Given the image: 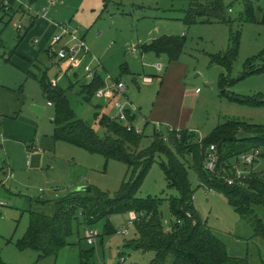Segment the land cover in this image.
<instances>
[{"label":"rangeland","instance_id":"obj_1","mask_svg":"<svg viewBox=\"0 0 264 264\" xmlns=\"http://www.w3.org/2000/svg\"><path fill=\"white\" fill-rule=\"evenodd\" d=\"M24 1L31 8H26L24 13H0V87L6 90L4 99L7 102H21V111H16L17 116L23 117L27 113L37 121L36 132L41 133L40 139L52 134L48 131L53 128V107L48 105L38 79L42 76L48 80L55 78L56 66L44 57L39 50L41 44L37 45L34 39H41L39 28L49 27V21L79 27L78 35L84 39L94 58L111 76L122 75L125 94L133 103V114L138 117L133 123L144 128L139 144L141 148L149 146L152 121L171 126L176 123L180 128L199 131L202 136H207L218 123L228 119L251 126L264 125V104L235 100L237 97H264V24L260 16L264 11V0H223L226 22L190 25L181 20L183 4L185 10L188 6L182 0ZM246 2L254 8L251 12L254 20L248 21L244 16ZM40 12L45 14L39 17L47 15V18L41 19L42 22L33 28L27 27L26 20L21 19L26 14L38 19L36 14ZM164 34L185 37L182 52L175 61H169L166 54L155 56L152 52H127L133 44L141 45ZM233 47L236 52L227 65L223 54ZM213 57H217L215 62ZM84 59L80 66L73 67L82 72L77 77L78 81L67 88L68 100L74 114L90 123L97 134L103 136L104 130L97 125L93 113L103 108L105 100L93 96L86 102L79 92L81 83L88 84L92 79L83 73L82 65L89 64L95 69L96 64L91 62V58H86L85 62ZM155 62H160L161 71L149 65ZM250 68H259V71L249 74L247 71ZM144 75L153 79L150 85L141 83L140 77ZM64 81L59 80L58 84L65 87ZM196 88H199L197 93ZM31 101L43 107L40 115L30 109ZM143 120L147 121L146 124ZM253 133V130L238 129L235 137H249ZM5 137H2L3 145H0V201L5 203L0 205V257L6 263L81 264L80 250L92 248L90 264H148L153 259L151 251H133L124 246L125 241L134 236L133 226L123 236L113 231L104 233L107 221L113 229H117L125 224L130 213L134 214L132 211L112 214L107 220L93 225L99 236L92 245L83 237L82 227L78 228L76 224L68 238L70 244L62 247L55 256L38 259L34 250L19 249L15 240L27 229L29 203L32 209L51 213L50 202L37 205L36 201L53 200L69 191L68 186L76 181L75 186H95L101 191L114 193L130 170L122 161L106 160L99 154L88 153L61 141L57 144L56 154L52 150L44 152L50 147L45 143L36 146L35 141L34 148L44 152V156L40 155L38 159L33 154L29 159L30 153L36 151L32 147L26 148V145L33 141L13 137L11 142H3ZM155 160L145 174L137 195L164 199L159 207L163 218L169 219L171 213L165 199L169 195L176 196L177 191L167 188L165 175L159 166L164 157L156 155ZM8 168L12 177H6ZM260 169L251 170L259 172ZM187 172L191 189L195 190L193 205L215 236L223 240L227 251L231 255L247 257L249 264H264V241L252 235L250 222L228 205L221 192L198 186L193 171L188 168ZM255 212L264 221V205L255 206ZM120 257H124L123 263L119 262ZM164 264H171V257Z\"/></svg>","mask_w":264,"mask_h":264},{"label":"trees","instance_id":"obj_2","mask_svg":"<svg viewBox=\"0 0 264 264\" xmlns=\"http://www.w3.org/2000/svg\"><path fill=\"white\" fill-rule=\"evenodd\" d=\"M34 2L35 0H28ZM188 6L181 17L187 25L195 23L226 22V5L223 0H183ZM253 6L246 2L244 16L248 21ZM264 24V11L261 15ZM185 37L180 35H163L153 38L148 44H141V51L152 52L155 56L166 54L169 61H175L182 52ZM235 47L223 54L226 64H230ZM213 62L217 57H213ZM82 71V70H81ZM259 68H250L247 72H258ZM75 80L80 76L75 72ZM46 100L53 106V139L71 146H78L88 153H96L104 159H112L126 164L130 173L121 181L114 193L104 192L95 186L90 191H67L53 200H37V205L50 202L51 213L42 210L27 209L28 223L24 234L15 240L21 249H32L38 254V259L55 256L62 247L70 244L68 238L74 226L83 230L91 228L99 221L107 220L112 214H136L133 222L134 236L127 239L124 246L133 251H151L153 259L148 264H164L171 257V264H249L245 256L231 255L222 239L212 232L203 221L192 202L195 190L191 189L187 175L190 168L198 179V186L221 192L234 211L244 220L250 222L252 235L264 241V221L256 212L255 206L264 205V170L253 172L245 177L241 183L226 184L218 178L219 173L230 175V161L233 157L251 148L264 147V125L251 126L236 120H225L218 123L207 136L195 142V133L188 128H182L179 138L174 132L168 134L167 142H163L160 133L153 129L149 146L141 148V133L128 131L122 121L107 114L94 113L97 125L104 131L99 136L90 123L74 114L68 100L67 88L56 84L52 87L44 76L38 79ZM72 83V84H73ZM70 85L69 87H72ZM103 86L100 72H95L88 84L79 86L81 98L86 102L94 96L97 89ZM68 87V88H69ZM235 100L253 104H264V97L245 99L237 97ZM111 105V100L108 101ZM128 115L132 123L135 115ZM146 124V123H145ZM256 127V128H255ZM259 128V129H258ZM238 129L253 130L252 136L237 138ZM215 144L217 146L218 174L208 172L203 166L204 151ZM162 155L164 160L159 166L165 175L167 188L177 191V195H169L165 201L171 213L168 225L163 220L160 204L164 199L156 196L140 197L137 190L145 174L156 161L155 156ZM226 175V174H225ZM187 213L190 215L187 216ZM176 220H179L178 224ZM111 224L106 222L104 233L114 232ZM92 249L80 250L81 264H90ZM120 254V252H119ZM0 264L6 263L0 257Z\"/></svg>","mask_w":264,"mask_h":264},{"label":"built area","instance_id":"obj_3","mask_svg":"<svg viewBox=\"0 0 264 264\" xmlns=\"http://www.w3.org/2000/svg\"><path fill=\"white\" fill-rule=\"evenodd\" d=\"M16 4H18V6H15ZM14 7L23 12L24 10H26V8L31 9L29 5L22 0H0V13L7 15L8 13L13 14V11H15ZM39 14L40 13L36 14V16H38ZM13 24L14 26L18 27V24ZM55 26L57 29L55 33L51 35V44L46 49V54H48L50 58L55 61H63L65 62L67 67L71 68L80 66L84 58H91V62H95L96 66L101 67L99 64V60L95 59L87 49L84 39L78 35L80 30L77 26L70 27L68 25L65 26L60 23H56ZM34 41L35 43H38V39H34ZM57 43H59L60 46L56 49V51H53L51 48ZM136 51L144 53L141 51L140 45L133 44L127 49V52H130L131 54L136 53ZM141 65L144 66L145 64L142 62ZM149 65L155 67L157 71H161L163 69L160 62L150 63ZM82 67L84 69L83 73H85L86 77L93 78L95 69L93 67L91 68L89 64L85 66L82 65ZM151 80V76L149 77L144 75L141 77L142 83H150ZM55 83V79L50 80V85L52 87L56 86ZM103 84L104 85L102 88H99L95 91L94 96L99 99H106L108 101L111 100L112 107L114 109L113 118L118 121H122L126 130H133L134 132L141 133L143 130L141 127L137 125L134 126L133 122L130 123L128 121V115L126 114V112L132 115L133 111H135V108L125 95V83L121 80L113 79L108 73H106L103 77ZM198 90L199 88H196L195 92L197 93ZM48 104L51 105L50 102H48ZM152 128L160 133V138L163 142H167L168 134L170 132H174L176 137L179 138L181 131L180 129L175 128L168 123L163 124L158 121H152ZM190 132L194 133L196 131L190 130ZM196 133L198 134L195 137V142L198 143L202 140L203 136L199 131ZM203 159L204 168L212 174H218L217 146L215 144L210 145L204 151ZM229 163L231 170L230 175H228L226 171L222 169V171L225 172L226 175L219 173L218 178L223 180L228 185L233 183H241L242 180L245 179V177L253 173V171L251 170L252 168L261 167L259 172H261V170H264V147L251 148L244 153L233 157ZM249 167L251 168L250 170ZM8 175L9 170L7 173V177ZM0 205H5V203L0 201ZM187 216L189 217L190 215L187 213ZM136 219V214H130L129 218H127L124 222L125 224L122 227L115 229L114 233L119 236L127 235L129 233V228L134 225L133 222ZM163 222L166 225H168L169 223L167 219H164ZM176 222L178 224L180 223L179 220H176ZM98 236V231L93 227L86 228L84 230V238L89 245L94 244ZM123 260L124 258L121 257L119 261L122 263Z\"/></svg>","mask_w":264,"mask_h":264},{"label":"crops","instance_id":"obj_4","mask_svg":"<svg viewBox=\"0 0 264 264\" xmlns=\"http://www.w3.org/2000/svg\"><path fill=\"white\" fill-rule=\"evenodd\" d=\"M24 1V0H23ZM25 2V1H24ZM182 2H185V1H183L182 0ZM181 2V3H182ZM27 3V2H26ZM15 8V7H14ZM186 8V7H185ZM185 8H184V4H183V8H182V15L184 14V11H185ZM15 11H13V13H16V12H22L21 10H18L17 8H15L14 9ZM25 12V11H24ZM23 12V13H24ZM43 14H45V13H42L41 14V12H40V14L39 15H43ZM39 15L38 16H36V17H39ZM261 15H262V11H261ZM260 15V16H261ZM22 16V15H21ZM182 17V16H181ZM45 18H47V15L45 16V17H39L38 19L36 18V19H34L33 18V16L31 15H24V18L23 17H21V19H25L26 20V24H27V27H35L36 25H39V23H41L42 21H41V19H44L45 20ZM37 21V22H36ZM49 23V27H47V28H44V27H40L39 29V32L41 33V35H42V37H41V39L40 40H38V43H37V45L39 44H41L40 45V48H39V50L41 49V53L42 54H44V57H46L47 59H48V61H49V59H50V61H49V63L50 64H53L54 66H56L55 67V75H54V77L55 78H53L52 77V79H55V81L57 80V82H56V84H58L59 82V80H65L64 81V84H65V87L64 86H62V88H64V89H66V88H68L69 87V85H72V83L74 82V80H75V75H74V73L75 72H79V74L81 75V69H77V68H68L67 66H66V64H65V62H63V61H55V60H53L52 58H50L49 57V55L48 54H46V49L48 48V46L51 44V35L52 34H54L55 33V31H56V23H54V22H51V21H49L48 22ZM79 28V27H78ZM79 30H81L80 28H79ZM99 35V34H98ZM154 38H156V37H154ZM153 39V38H152ZM152 39H150L147 43H143V44H148ZM60 46V44L59 43H57L56 45H54V46H52V50L53 51H56V49L58 48ZM87 59L85 58L84 59V62L86 61ZM29 62H32V60H28ZM99 64H100V66L101 67H98V66H96V64H95V72H100V74H101V76H102V78L104 77V75L106 74V73H108L109 74V72L106 70V68H104V66L101 64V62L99 61ZM127 68V67H126ZM125 68V69H126ZM128 69V68H127ZM32 76H34L33 78H37V76L35 75V74H31ZM110 76H111V74H109ZM113 79H118V80H121V81H123L124 82V80L122 79V75H119L118 74V76H111ZM159 76L157 77V80L159 81ZM153 80V79H152ZM152 80L150 81V83L152 82ZM50 81V80H49ZM140 81H141V77H140ZM125 83V82H124ZM142 83V82H141ZM150 83H145V84H148V85H150ZM127 84V83H126ZM144 84V83H143ZM104 85V84H103ZM103 87V86H102ZM102 87H100V88H102ZM0 91H1V95H2V97L0 96V145H3V143H2V137H5V135H6V139H3V142H11V138H13V137H15V138H17V137H24V138H26L25 139V141H27L28 140V142L30 141V142H32V143H30V144H27L26 145V148L27 147H32V149L34 148V145L33 144H35V141H36V146H40V145H42L43 143H45L48 147H50L49 149H45L44 150V152H46V151H50V150H52L55 154L57 153V148H58V146H57V144H58V142H60V141H55L54 139L52 140V136H53V132H52V130H53V128H52V130L51 131H48L49 133H52V134H50V136H48V137H46V138H43L42 137V139H40V134H38L36 131H37V121L36 120H34L33 119V117L30 115V114H25V115H23V117L21 116V115H19V116H17V114H16V111H21V102L20 101H17V102H7L6 101V99H4V97L6 98V90H4V88H1L0 87ZM126 95V94H125ZM126 97H127V95H126ZM127 99H128V97H127ZM101 100H105L104 101V106H103V108H100V109H97V111L96 112H99L100 114H107V115H109V116H114L113 114H114V109H113V107H112V103H111V105L110 104H108V100H106V99H101ZM130 100V99H129ZM47 101V103L48 102H50V101H48V100H46ZM131 103H132V101H130ZM31 105H36V103H33V101H31V102H29ZM51 103V102H50ZM133 104V103H132ZM49 105V104H48ZM49 106H51V107H53L52 106V104L51 105H49ZM138 108V107H137ZM95 113V112H94ZM94 113H93V115H94ZM135 120H137V118L138 117H136V115H135ZM143 119V118H142ZM134 120V121H135ZM133 121V122H134ZM144 121V124L147 122L146 120H143ZM52 123H53V118H52ZM133 125L135 126V125H138L137 123H133ZM173 127H175V128H179V129H182V128H180L181 126H179L178 124H174V126ZM27 128H28V130H27ZM153 129V128H152ZM27 130V133H25V135H24V132ZM103 130V129H102ZM192 130V129H191ZM105 131V130H104ZM196 131V130H195ZM24 143V142H23ZM35 149V151L36 152H33V153H30V155H29V159H30V157H31V155H35V157H37L38 159H40V155H41V157H43L44 156V152L42 153V152H40L39 151V149H36V148H34ZM39 151V152H38ZM28 163H29V161H28ZM8 170H9V168L7 169V173H8ZM41 171V170H40ZM37 172V171H36ZM42 174H43V172H42ZM12 175L13 174H10V170H9V175H8V177L9 176H11L12 177ZM6 177H7V174H6ZM48 177V176H47ZM77 183V181L75 182V183H71L69 186H68V188H69V191H71L72 189H74V187H76L75 186V184ZM79 184H80V182H78ZM41 192H43V190L42 189H39ZM42 194V193H41ZM192 202H193V199H192ZM196 208V207H195ZM197 210V209H196ZM130 213V212H129ZM131 214V213H130ZM126 221V220H125ZM212 232H213V230H212ZM214 233V232H213ZM132 234H134V232L132 231ZM83 237H84V232H83ZM221 239V238H220ZM121 258V257H120ZM122 258H124V257H122ZM125 260V259H124ZM123 260V261H124ZM120 262V261H119ZM123 263V262H122Z\"/></svg>","mask_w":264,"mask_h":264},{"label":"water","instance_id":"obj_5","mask_svg":"<svg viewBox=\"0 0 264 264\" xmlns=\"http://www.w3.org/2000/svg\"><path fill=\"white\" fill-rule=\"evenodd\" d=\"M30 109L35 111L37 114H41L42 111H43V107H39L37 105H31L30 106ZM52 121V119H51ZM72 192H75V191H85V192H88L90 191V186H84V185H81V186H76L74 189L71 190Z\"/></svg>","mask_w":264,"mask_h":264}]
</instances>
